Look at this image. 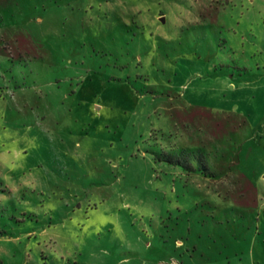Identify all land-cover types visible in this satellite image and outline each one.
<instances>
[{
  "label": "rangeland",
  "instance_id": "1",
  "mask_svg": "<svg viewBox=\"0 0 264 264\" xmlns=\"http://www.w3.org/2000/svg\"><path fill=\"white\" fill-rule=\"evenodd\" d=\"M0 264H264V0H0Z\"/></svg>",
  "mask_w": 264,
  "mask_h": 264
}]
</instances>
